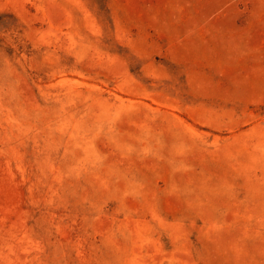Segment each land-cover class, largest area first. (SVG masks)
I'll list each match as a JSON object with an SVG mask.
<instances>
[{
    "label": "rangeland",
    "instance_id": "1",
    "mask_svg": "<svg viewBox=\"0 0 264 264\" xmlns=\"http://www.w3.org/2000/svg\"><path fill=\"white\" fill-rule=\"evenodd\" d=\"M0 264H264V0H0Z\"/></svg>",
    "mask_w": 264,
    "mask_h": 264
}]
</instances>
